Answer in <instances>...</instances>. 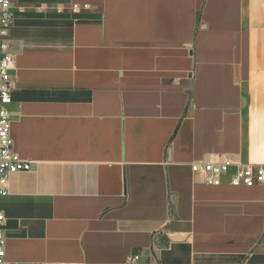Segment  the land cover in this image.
<instances>
[{
    "label": "crops",
    "instance_id": "1",
    "mask_svg": "<svg viewBox=\"0 0 264 264\" xmlns=\"http://www.w3.org/2000/svg\"><path fill=\"white\" fill-rule=\"evenodd\" d=\"M14 152L0 198L16 264H264V0H17Z\"/></svg>",
    "mask_w": 264,
    "mask_h": 264
},
{
    "label": "built area",
    "instance_id": "2",
    "mask_svg": "<svg viewBox=\"0 0 264 264\" xmlns=\"http://www.w3.org/2000/svg\"><path fill=\"white\" fill-rule=\"evenodd\" d=\"M17 0H0V198L8 195V183L12 175L30 170V163L20 158L13 150L11 139L10 112L13 83L11 72L14 60L11 53L9 32L14 23L12 6ZM191 171L201 178L204 185L219 187L224 185L223 177L233 170L227 185L231 187L253 188L264 186V163L244 165L225 157L218 162L195 161ZM5 217L0 211V264H16L5 259ZM140 256L128 255L121 264H139ZM76 264V263H70Z\"/></svg>",
    "mask_w": 264,
    "mask_h": 264
}]
</instances>
